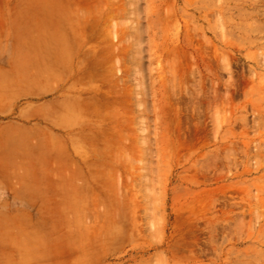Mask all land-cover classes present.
<instances>
[{
    "label": "rangeland",
    "instance_id": "obj_1",
    "mask_svg": "<svg viewBox=\"0 0 264 264\" xmlns=\"http://www.w3.org/2000/svg\"><path fill=\"white\" fill-rule=\"evenodd\" d=\"M77 1L31 37L65 40L57 149L87 154L88 206L40 208L0 264H264V0H108L89 24Z\"/></svg>",
    "mask_w": 264,
    "mask_h": 264
},
{
    "label": "crops",
    "instance_id": "obj_2",
    "mask_svg": "<svg viewBox=\"0 0 264 264\" xmlns=\"http://www.w3.org/2000/svg\"><path fill=\"white\" fill-rule=\"evenodd\" d=\"M54 7L59 13L68 4L0 0V239L5 244L36 236L30 225L44 220L40 208L88 206L84 193L93 185L82 161L87 154L67 145L57 149L77 126L75 108L63 97L74 87L65 40L31 37L41 25L54 29ZM67 113L72 114L69 132L61 124ZM7 249L0 247V254L13 252Z\"/></svg>",
    "mask_w": 264,
    "mask_h": 264
},
{
    "label": "bare ground",
    "instance_id": "obj_3",
    "mask_svg": "<svg viewBox=\"0 0 264 264\" xmlns=\"http://www.w3.org/2000/svg\"><path fill=\"white\" fill-rule=\"evenodd\" d=\"M144 0H137V15H141L144 13V10L142 9V4H143ZM105 3H108V0H78L75 7H74V11L76 12L77 16H80V19H78V22L80 23H87L89 24L88 20H89V15H92L93 12H94V9L96 8L97 11L100 10V8L102 7L103 4ZM103 18H104V15H103ZM91 20H93V18L91 17ZM109 20V19H108ZM87 32L88 30H90V27H88V29H86ZM141 27H139L137 29V36H138V39L140 38V31H141ZM89 32H92V31H89ZM78 41V44L79 42H81V44L83 45H86L87 43L93 41V39H90L88 38V35L85 33V30L84 32L81 33L80 37H78L77 39ZM94 44V42H93ZM64 51V50H63ZM117 59H120V56L119 54L116 56ZM70 109H74L73 105ZM68 115L65 116V120L63 119V126H66L68 125V121H66V119L70 118L72 116V114H69L67 113ZM198 131V130H197Z\"/></svg>",
    "mask_w": 264,
    "mask_h": 264
}]
</instances>
